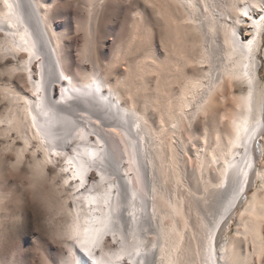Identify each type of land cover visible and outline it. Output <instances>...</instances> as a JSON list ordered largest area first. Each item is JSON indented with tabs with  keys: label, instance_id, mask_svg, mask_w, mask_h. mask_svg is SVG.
<instances>
[{
	"label": "bare ground",
	"instance_id": "obj_1",
	"mask_svg": "<svg viewBox=\"0 0 264 264\" xmlns=\"http://www.w3.org/2000/svg\"><path fill=\"white\" fill-rule=\"evenodd\" d=\"M97 1L86 0L91 11ZM145 1L151 8L131 11L132 28L109 60L94 58L87 40L83 54L91 61L77 78L63 63L53 1L0 0V59L25 84L0 81L7 101L0 134L14 135L7 145L16 165L27 162L39 173L54 165L64 190L59 235L68 250L47 264H256L264 251V164L238 235L218 248L255 173L264 126L257 76L264 0ZM120 61L123 72L115 66ZM224 81L237 99L234 115L214 142L203 136L196 166L183 169L179 153L188 149L174 142L181 123L217 109ZM184 171L194 176L193 190L210 192L211 227L204 218L192 222L175 190ZM73 173L84 175L79 191Z\"/></svg>",
	"mask_w": 264,
	"mask_h": 264
},
{
	"label": "rangeland",
	"instance_id": "obj_2",
	"mask_svg": "<svg viewBox=\"0 0 264 264\" xmlns=\"http://www.w3.org/2000/svg\"><path fill=\"white\" fill-rule=\"evenodd\" d=\"M52 1L51 17L56 29L62 30L63 35L61 41L63 63L66 70L77 78H80L82 69L89 67L91 61L83 54L88 41L93 42L90 43L93 45H90L93 51L91 47L90 51H92L91 55L95 54L94 58L99 57L104 61L109 60L117 44L120 43V39L132 28L130 27L132 13L139 12L142 5H147L148 9L151 8V5L146 1L144 2V0H98L95 4V7H97L92 11L87 6L86 0ZM135 7L140 9L138 8V10ZM88 9L91 13L88 12ZM149 13H151V10ZM93 27L95 32H92ZM119 37L121 38L118 39ZM122 39L124 40V38ZM260 44V52L257 56L260 65L257 76L264 92V31ZM135 50H137L136 53L141 52L140 47L136 46ZM135 52L132 54L133 57L136 55ZM91 58L94 59L93 56ZM115 66L118 72L125 70L124 61L117 62ZM4 67V60L0 59V81L24 87L25 84L17 78L16 74L9 75L4 71ZM229 84V82L224 81L216 89V92H220L221 95L218 99L217 109L207 107L203 111L199 110L190 120L192 127H189V123H184L185 121L181 123L183 125L179 132L183 135L179 133L174 142L179 143L178 145L184 143L187 146V152H181V149L179 153L183 169L189 170L196 166L197 156L203 150L201 145H205L202 141L203 136L208 133L207 136H209L210 141L214 142V139L219 136L220 126L226 125L222 127L226 128L229 120L233 117L234 109L237 107V99L232 94L231 85L229 86ZM6 102V99L0 94V114L7 107ZM208 104L206 102L205 105ZM13 136L9 134V136L2 137L0 134V191L2 192H0V264H47L48 261H57V258L62 253H67L68 250L66 242H64L67 238L59 235L60 230L64 227L65 215L58 210L61 195L64 193L59 191L64 190L61 189L60 177L55 171L57 168L53 165L49 172L39 173L27 164V159L26 163L16 165L14 163V152L7 145L8 140L9 143L14 142ZM256 146L258 151L255 155V173H253L250 186L247 188L245 195L240 199L223 226L219 240V251L233 236L238 235L237 230L240 229L239 215L248 205L254 192L261 189V179L257 176V170L264 164V126L257 138ZM182 175H185L182 176L183 184L179 183L180 185L178 184L175 190L181 198L187 201L186 203L184 200L186 205H189L187 209L189 208L188 212L190 211L192 222L197 224V221L204 218V223L208 224L206 228L211 227L215 215L205 211V207L211 202L209 190L201 189V187L193 190L191 181L194 176L191 177L192 174L187 172L185 174V171ZM196 203H198L197 207ZM199 203H202L204 207ZM248 243H246V246L249 245L252 250L250 241ZM255 263L264 264V251L259 258L255 257Z\"/></svg>",
	"mask_w": 264,
	"mask_h": 264
},
{
	"label": "snow or ice",
	"instance_id": "obj_3",
	"mask_svg": "<svg viewBox=\"0 0 264 264\" xmlns=\"http://www.w3.org/2000/svg\"><path fill=\"white\" fill-rule=\"evenodd\" d=\"M262 7H264V4H262ZM53 154H56V153H53ZM65 172L68 171V169H64ZM72 180H78L79 181V184L76 185V190L79 191L81 188H84L85 187V178H84V175L82 174H77V173H73L72 177H71ZM69 183L68 180H65V184L67 185Z\"/></svg>",
	"mask_w": 264,
	"mask_h": 264
}]
</instances>
